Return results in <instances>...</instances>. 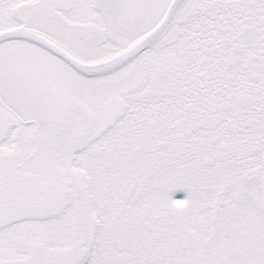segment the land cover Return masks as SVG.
I'll return each instance as SVG.
<instances>
[{
  "label": "snow or ice",
  "instance_id": "1",
  "mask_svg": "<svg viewBox=\"0 0 264 264\" xmlns=\"http://www.w3.org/2000/svg\"><path fill=\"white\" fill-rule=\"evenodd\" d=\"M0 264H264V0H0Z\"/></svg>",
  "mask_w": 264,
  "mask_h": 264
}]
</instances>
